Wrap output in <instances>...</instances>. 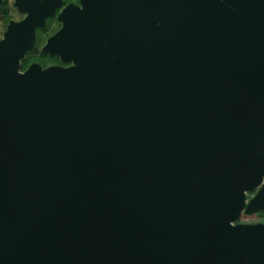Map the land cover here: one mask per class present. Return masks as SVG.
Returning a JSON list of instances; mask_svg holds the SVG:
<instances>
[{"label": "water", "instance_id": "1", "mask_svg": "<svg viewBox=\"0 0 264 264\" xmlns=\"http://www.w3.org/2000/svg\"><path fill=\"white\" fill-rule=\"evenodd\" d=\"M55 4L0 40V264H264V0H81L22 70Z\"/></svg>", "mask_w": 264, "mask_h": 264}, {"label": "flooded vegetation", "instance_id": "2", "mask_svg": "<svg viewBox=\"0 0 264 264\" xmlns=\"http://www.w3.org/2000/svg\"><path fill=\"white\" fill-rule=\"evenodd\" d=\"M18 1L19 0H0V40L4 38L10 23H19L26 19L28 12L23 8H26V6L34 7L38 0H20L23 1V4L20 3L21 5H18ZM52 1L56 4L52 5V13L45 18L43 26L36 27L34 46L25 53L22 59V70H26L32 64H39L43 69L52 66L69 67L72 65V62H65L60 56L46 52L43 48L48 40L62 28V22L59 16L63 9L71 4L82 7L81 0ZM261 186L255 192H251L247 195L250 197L248 202L257 194ZM240 219H243L241 223H264V210H259L252 214H245L243 212Z\"/></svg>", "mask_w": 264, "mask_h": 264}, {"label": "rangeland", "instance_id": "3", "mask_svg": "<svg viewBox=\"0 0 264 264\" xmlns=\"http://www.w3.org/2000/svg\"><path fill=\"white\" fill-rule=\"evenodd\" d=\"M254 192H255V191H254ZM250 193H251V192H250ZM250 193H249V194H250ZM249 194H248V195H249ZM249 198H250V197L247 196V202H248V199H249ZM241 221H243V219H242V220L239 219L238 223H241Z\"/></svg>", "mask_w": 264, "mask_h": 264}, {"label": "bare ground", "instance_id": "4", "mask_svg": "<svg viewBox=\"0 0 264 264\" xmlns=\"http://www.w3.org/2000/svg\"><path fill=\"white\" fill-rule=\"evenodd\" d=\"M39 9L42 10V6Z\"/></svg>", "mask_w": 264, "mask_h": 264}, {"label": "trees", "instance_id": "5", "mask_svg": "<svg viewBox=\"0 0 264 264\" xmlns=\"http://www.w3.org/2000/svg\"><path fill=\"white\" fill-rule=\"evenodd\" d=\"M26 64H27V63H26ZM26 64H25V65H26Z\"/></svg>", "mask_w": 264, "mask_h": 264}]
</instances>
